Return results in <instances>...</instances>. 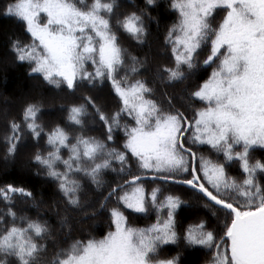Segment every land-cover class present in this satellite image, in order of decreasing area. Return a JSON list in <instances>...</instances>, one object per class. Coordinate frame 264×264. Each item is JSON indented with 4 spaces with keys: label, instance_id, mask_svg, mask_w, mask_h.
Returning <instances> with one entry per match:
<instances>
[{
    "label": "snow or ice",
    "instance_id": "1",
    "mask_svg": "<svg viewBox=\"0 0 264 264\" xmlns=\"http://www.w3.org/2000/svg\"><path fill=\"white\" fill-rule=\"evenodd\" d=\"M161 7L160 0H130L131 10H121V0H9L5 5L2 15L16 19L29 37L26 42L7 36L12 62L26 63L29 76L75 96L60 106L65 126L57 123L47 131L38 123L43 98L26 100L21 118L8 122L6 158L14 159L29 137L33 144L43 141L50 150L37 148L29 160L56 184L65 211L81 220L109 218L110 230L102 238L76 239L50 264H191L180 251L160 258L164 246L179 249L181 241L185 251L210 254L208 264H264V155H253L264 153V0H169L176 13L164 33L171 66L153 71L149 35L152 24L160 26L152 13ZM122 37L140 48L148 45V52L131 55ZM201 53H206L203 67L197 59ZM122 70L152 72L154 81L168 85L197 71L206 77L194 90L185 88L183 96L165 91L160 102L152 98L147 79L129 81L120 76ZM108 85V95L117 98L115 111L107 110L103 90ZM81 88L91 94L77 96ZM89 117L103 139L84 134ZM71 128L80 132L73 135ZM205 146L215 159L201 152ZM233 166L239 177L229 175ZM109 172L118 179L105 181ZM148 182L156 185L150 191ZM163 185L183 186L217 225L208 219L187 225L178 220L181 206L191 205L180 194L165 193ZM16 197L38 206L31 189L0 186L6 208L0 216L5 225L0 264H40L46 251L40 241L51 236L50 225L17 217ZM149 209L156 213L153 223L128 226L125 211L147 214ZM60 224L70 236L68 217Z\"/></svg>",
    "mask_w": 264,
    "mask_h": 264
},
{
    "label": "trees",
    "instance_id": "2",
    "mask_svg": "<svg viewBox=\"0 0 264 264\" xmlns=\"http://www.w3.org/2000/svg\"><path fill=\"white\" fill-rule=\"evenodd\" d=\"M8 2L9 0H0V186L7 183H14L16 186H24L32 190L35 197V204L38 206H33L34 202L31 200H24L16 197V207L13 211L17 213V217L27 216L32 219L40 218L48 221L51 229V236L46 240L40 241L46 248V251L42 252L40 256V264H50L55 253L60 248H68L74 240L87 239L88 236L97 239L102 238L110 230L109 218L108 216L101 214L87 220H81L78 214L71 209L67 212L65 211L64 202L56 192V184L45 178L42 170L29 160V157L37 148H40L45 152L50 150L44 146L43 141H41L40 144H33L29 137V143L27 146L22 147L14 159L6 158L7 145L5 142V136L10 131L8 122L12 119L19 120L21 118L25 98H28L26 100L40 97L43 98L44 105L42 112L39 114L38 123L45 125V131L49 130L57 123H60L62 127L65 126L61 118L66 115V112L61 111L60 106L70 104L75 99V96L72 94L55 89L54 86L48 85L42 79H38L36 74L29 76V68L26 63L23 64V66H20L12 62L13 58L7 54L6 49L7 36L14 34L26 42L29 37L23 32L22 25L16 19L2 15L5 10V5ZM88 2H90V0H88ZM132 2L140 3L141 0H132ZM160 2L162 3V7L152 13V15L159 20L160 26L157 29L156 25L152 24L151 34L149 35V44L151 46V68L153 71L163 64L171 66L168 49L164 46V33L166 31V25H169L174 20L176 13L168 8L169 0H160ZM121 4V10H131L130 0H121ZM121 43L133 56L142 57L148 52V45L140 48L134 41L124 37L121 38ZM205 58L206 53H201V55L197 57V59L201 61L202 67V61ZM207 72L210 73L211 68H208ZM120 76L126 77L129 81L147 79L149 81L148 86L153 89L152 98L163 102L165 91L169 95L175 94L177 96H183L185 95V88H187L188 91L194 90L196 84L206 77V73L203 71H197L190 77V79L174 85H168L159 80L154 81L152 72H141L139 75H134L131 72L126 73L122 70ZM33 81L37 85L35 89L31 84ZM109 89L110 85L106 86L103 90V95L108 105L107 110L115 111L117 98L114 93L108 95ZM80 92L91 94L87 88L78 89L76 95L78 96ZM4 98H9L13 102L4 105L2 100ZM51 106L53 109H50ZM195 106L200 107L202 105L197 104ZM3 109H5V111ZM68 130L73 135L80 132L79 128H71ZM84 134L103 139L101 129L93 124L90 117L85 123ZM25 135L27 136V133H25ZM122 136L123 133L118 131L117 138ZM109 146L117 147L118 145ZM201 152L212 159L216 158L212 153L207 151L206 146L201 148ZM61 154L66 158L68 155L67 150H62ZM253 155L259 159L264 153L255 151ZM6 159L10 161L12 160V162L7 164L5 163ZM115 166L117 165H114V167ZM38 171L40 172V175H35ZM229 175L232 177H239L240 173L236 166L229 169ZM73 178L82 179L79 176ZM103 179L111 182L117 180L118 177L109 172L103 176ZM154 186L156 185L150 182L145 183L146 191H150ZM162 187L165 193L171 191L175 194H180L183 200L189 201L191 206H181L177 217V219L185 225L189 223H198L199 219H208L213 227L217 225V221L211 217V212L203 207V202L197 200L195 196L187 194L183 186L163 185ZM87 195L89 198H93L95 192L89 190ZM113 206L115 205H109V207ZM5 210V202L0 200V216H3ZM64 216L68 217V223L71 226V235L67 237L66 233L68 232V229L60 224V219ZM125 216L128 217V226L140 228L153 223L156 218V213L151 209H149L147 214L131 213V210H128L125 211ZM4 226L5 225L0 224V228H3ZM53 239L57 240L59 243L54 245L52 243ZM221 250L223 251V248ZM177 251L184 254L191 264H208V260L210 259V254H205L203 250L190 249L185 251L182 241L179 249L175 246H164L160 258H170L172 255H175Z\"/></svg>",
    "mask_w": 264,
    "mask_h": 264
},
{
    "label": "rangeland",
    "instance_id": "3",
    "mask_svg": "<svg viewBox=\"0 0 264 264\" xmlns=\"http://www.w3.org/2000/svg\"><path fill=\"white\" fill-rule=\"evenodd\" d=\"M217 19H219V17H218ZM31 84H32V87L35 89L36 86H37L36 83L33 81ZM24 96H25V95H24ZM26 97H27V96H26ZM26 99H28V98H25V99H24V102L26 101ZM2 100H3V104H4V105H5V104H6V105H7V104H11V103L13 102V101H12L11 99H9V98H4V99H2ZM24 102H23V103H24ZM23 103H22V104H23ZM5 109H6V108H5ZM5 109H3V110L5 111ZM50 109H53L52 106L50 107ZM9 162H12V160L10 161V160H7V159H6L5 163L10 164ZM94 224H95V223H94Z\"/></svg>",
    "mask_w": 264,
    "mask_h": 264
}]
</instances>
